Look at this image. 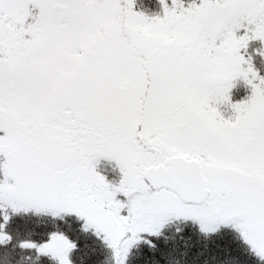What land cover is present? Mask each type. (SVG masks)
I'll return each mask as SVG.
<instances>
[{
  "label": "snow or ice",
  "instance_id": "1",
  "mask_svg": "<svg viewBox=\"0 0 264 264\" xmlns=\"http://www.w3.org/2000/svg\"><path fill=\"white\" fill-rule=\"evenodd\" d=\"M159 3L0 0V264H264V0Z\"/></svg>",
  "mask_w": 264,
  "mask_h": 264
},
{
  "label": "trees",
  "instance_id": "2",
  "mask_svg": "<svg viewBox=\"0 0 264 264\" xmlns=\"http://www.w3.org/2000/svg\"><path fill=\"white\" fill-rule=\"evenodd\" d=\"M136 9L138 11L145 12V14L149 16L162 14V8L159 3V0H136ZM257 47L258 45L253 44L249 48L248 54L253 56L255 67L262 74H264V58L260 56H256L254 52L255 48ZM247 95H248V89L242 86L240 91H237V92L233 91V95H232L233 101L236 102V101L242 100L246 98ZM108 175L110 179L113 178L114 176V174L110 170L108 172ZM176 227L177 226L173 225V226H170L166 230L165 234L170 239L176 237ZM221 239L222 241H218V242L220 243H223V241L229 242L231 243L232 247H234L237 250L241 264H260V262L253 255H251L244 246L240 245L238 242H236L233 239V235L231 233H225V235ZM93 246L96 248L95 255L98 257L101 264H113L112 256L108 251L101 249L98 245H93ZM84 252H88L89 254H91V247L84 249ZM84 252L81 253V256L84 255ZM133 255L135 257L137 253H134ZM30 256H31V259H29ZM205 258H207V254ZM17 259L20 261V264H38V262L35 260V257L32 256V254L30 253L18 254ZM180 259H181V264H183L182 258ZM130 264H134V259L130 260Z\"/></svg>",
  "mask_w": 264,
  "mask_h": 264
},
{
  "label": "rangeland",
  "instance_id": "3",
  "mask_svg": "<svg viewBox=\"0 0 264 264\" xmlns=\"http://www.w3.org/2000/svg\"><path fill=\"white\" fill-rule=\"evenodd\" d=\"M243 85H239L236 89H234V92L240 91ZM233 95V92H232ZM243 100V99H242ZM240 101V100H239Z\"/></svg>",
  "mask_w": 264,
  "mask_h": 264
}]
</instances>
